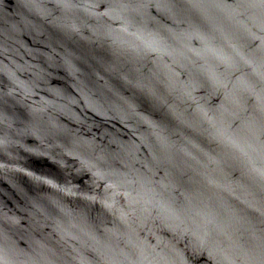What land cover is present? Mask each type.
<instances>
[{
    "label": "water",
    "instance_id": "1",
    "mask_svg": "<svg viewBox=\"0 0 264 264\" xmlns=\"http://www.w3.org/2000/svg\"><path fill=\"white\" fill-rule=\"evenodd\" d=\"M0 264H264V0H0Z\"/></svg>",
    "mask_w": 264,
    "mask_h": 264
}]
</instances>
